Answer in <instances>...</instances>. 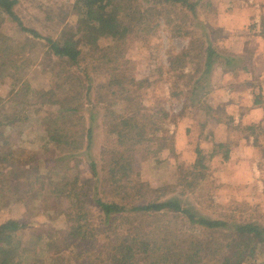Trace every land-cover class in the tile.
<instances>
[{
  "label": "rangeland",
  "instance_id": "374dc122",
  "mask_svg": "<svg viewBox=\"0 0 264 264\" xmlns=\"http://www.w3.org/2000/svg\"><path fill=\"white\" fill-rule=\"evenodd\" d=\"M17 1L13 16L0 9V227L7 220L26 224L15 234L10 251L18 264H33L32 250L40 255L39 260H34L36 264H110L111 244L127 233L131 219L126 221L122 215L106 222L98 212L95 199H115L114 186L108 179L113 159L119 155L123 163L129 164L126 173L129 179L148 184L147 199L177 197L184 206L212 219L264 225L261 122L252 124L260 136V142L255 145L259 148L257 154L261 155L256 157L262 175L259 182L253 181L254 185H238L229 177L231 172H227L224 160L234 140L219 147V143L209 138L202 139L203 130L207 129L203 119L209 114L206 94L213 83L219 82L218 75L211 72L213 67L209 74L203 73L202 51L207 40L220 52L224 50L218 11L211 7L210 0H188L190 4L196 3L194 9L185 4L122 0L124 18L128 16L124 11L127 6L138 11L133 16L131 32L118 45L121 57L118 49L103 56L101 49L114 43L108 33L93 32L100 48L95 51L87 42L89 36L82 38L81 33L75 34L82 57L70 71L79 79L71 82L69 89L55 88L59 93L63 88L70 94L77 92L79 97L77 114L82 119L75 116L66 122L76 144L81 143L74 156L46 144L44 117L56 107L42 104L38 94L56 87L65 76L61 70L67 60L52 55L43 38L56 40L63 32L76 30L77 0ZM25 29L36 31L40 37H33ZM242 31L238 33L244 36L245 43L246 33ZM234 37L231 42L238 43ZM191 43L202 52L201 57L181 59L180 53L188 50ZM246 55L247 49L241 55L224 54L225 59L238 57L230 68L239 67ZM107 57L112 65L117 60L128 77L124 91L118 84H109L111 74L105 71ZM97 65L101 67L95 68ZM230 81L231 78L227 84L234 87L235 82ZM245 82L253 86L250 90L254 91V98L264 97L261 81L243 79L236 86L244 87ZM125 90L131 94L132 101H125ZM253 96L247 94L244 99L252 101ZM135 113L138 119L142 114L147 115V124L154 126L146 129L148 140L143 142H136L133 132L123 129L120 123ZM223 115L226 119L230 116ZM136 118L131 123L141 125ZM6 119L12 123L6 124ZM181 123L190 126L185 128L186 140L179 138V142L176 129ZM247 125L234 133L248 132ZM87 128L91 129L90 142L86 138ZM209 132L214 134L213 130ZM8 151L12 152L11 156L6 155ZM64 154L67 157L61 160ZM198 157H202L204 168L197 164ZM253 157L249 154L250 164L257 161ZM248 170L252 172L253 168ZM120 179L122 184L128 180ZM72 181L78 186L69 191ZM77 199L89 210V219L97 227L92 237L77 233V220L73 217ZM155 225L159 223L151 224ZM173 226L197 235L203 233L182 219ZM21 249H26L27 255ZM135 263L146 264L141 257ZM243 264H264V244Z\"/></svg>",
  "mask_w": 264,
  "mask_h": 264
},
{
  "label": "trees",
  "instance_id": "16d2710c",
  "mask_svg": "<svg viewBox=\"0 0 264 264\" xmlns=\"http://www.w3.org/2000/svg\"><path fill=\"white\" fill-rule=\"evenodd\" d=\"M151 1L155 3L185 4L189 5L188 7L191 9H194L196 4H190L188 0ZM17 2V0H0V9L13 16V7ZM122 6V0H77L79 21L76 30L72 33L63 32L56 40L51 37L43 38L52 55L65 58L68 62L64 64L65 67L61 70V73H65L63 80L57 83L56 87L38 94L42 104L49 103L56 107L54 112L44 117L46 144L52 145L53 149H59L63 153L74 156L81 145V143L76 144L77 141L74 139L70 126L66 123L75 116L82 119L77 114L80 110L78 94L77 92L70 94L66 88H63V92L60 93L55 90V88L61 86H67L69 89L71 82L79 79V76L70 71L73 66L79 64L82 57V51L78 48L75 34L81 33L82 38L89 36L87 42L93 45L95 51L96 49L100 50V48L96 45L93 32H106L111 36L114 43L101 49V52L104 53L103 56H106L107 52L112 49H118V56L121 57V47L118 48V45L131 32L134 26L132 21L135 19L133 16L138 11L127 6L124 11H127L128 16L124 18L121 15ZM25 31L33 37H40L34 30L25 29ZM202 52H204L203 73L209 74L219 55L208 40ZM202 52L197 50L196 46H192L191 43L188 50L181 52L180 56L181 59L190 56V59L200 58ZM98 67L101 66L97 65L95 68ZM105 71L111 74L109 84H118L124 91L128 77L125 76L120 63L115 60V64L112 65L111 59L107 57ZM125 93H127L126 96L124 95L125 101H132L129 91L125 90ZM136 115L137 113L131 114L123 118L120 123L123 125V129H128L131 134L133 132L136 142H143L148 140L146 129L154 126L147 124V115L142 114L139 119L136 118ZM133 117L139 122L141 121V125L131 123ZM10 123H12V120L6 119V124ZM113 128L115 129V127ZM82 129L84 128L82 127ZM86 138L90 142V128L86 129ZM218 146L222 147L223 144L219 143ZM51 153L53 152L51 151ZM6 155L11 156L12 152L8 151ZM66 157V154H64L61 156V160ZM123 162L122 156L119 155L117 159H113L109 171L110 179L108 181L114 186L112 190L115 193L113 196L115 199H95L98 212L102 214L106 222L113 217L116 219L122 215L126 221L131 219L127 233L117 237L111 244L108 257L110 264H136L135 262L139 257L144 259L146 264H243L255 256L259 245L264 244V225L256 222L229 223L221 219H212L196 213L190 207L184 206L177 197L163 200L147 199L145 195L150 192L148 184L140 180H130L126 175L129 164ZM197 162L200 167L204 168L202 157H198ZM91 166L94 169L95 163L92 162ZM123 177L128 180L122 184L120 178ZM71 185L69 191L77 189L76 181H72ZM75 196L78 197L77 193H75ZM135 198H137L136 201H134ZM80 201V199H77L78 203L73 209V217L77 220L76 230L82 236L92 237L94 236L93 231H96L97 227L89 219V210ZM180 219L203 233L197 235L177 230V227L173 224ZM153 222H157L159 225L152 227ZM25 227L24 222L21 223L15 220H7L0 227V264H18L17 259L13 257L10 251L15 234ZM21 251L24 255H27L26 249H21ZM32 251L34 252L32 256L33 264H36L34 260H39L40 255L35 253V250Z\"/></svg>",
  "mask_w": 264,
  "mask_h": 264
},
{
  "label": "crops",
  "instance_id": "0c3cea01",
  "mask_svg": "<svg viewBox=\"0 0 264 264\" xmlns=\"http://www.w3.org/2000/svg\"><path fill=\"white\" fill-rule=\"evenodd\" d=\"M209 2L211 7L218 11V26L222 32L221 36H223L222 42H220L224 50L220 52L219 48H215L211 41V45L219 55L211 72L214 76L215 74L218 75L219 82L218 84L213 83L206 94L209 114L206 115V119L205 117L203 119V122H206L204 127L207 129L203 130L202 139L206 141L209 138L215 143L234 140L232 146L229 147L228 156L224 160L227 172H231L229 177L238 185H254L253 181L259 182L258 178L261 177L260 179H262V175H260L256 157L257 155L261 158V155H258L259 148L255 145V143L260 142L258 141L260 136L252 124L257 123L258 125L261 122V126L264 128V97L258 98L256 96L257 98H254V91L250 90L253 86L249 82H245L244 87L236 85L239 80L245 79L246 81L259 80L264 86V0H210ZM241 29L244 30L242 32L246 33L245 43L242 41L244 36L238 33L241 32ZM233 35H235L234 38L238 40V43L231 42ZM246 49L248 55L241 60L239 67L232 66L230 68L231 63L236 61L238 57L233 56L235 59L228 60L225 59L224 54L241 55L245 53ZM229 78L232 80L230 82H235L234 87L233 85L229 87L227 84ZM239 84L241 83L239 82ZM247 94L253 96L252 101L244 99ZM223 114L230 116L226 119ZM246 124L249 125L245 127L247 130L249 129L248 132L242 135L234 133L236 129H244L243 125ZM188 126L190 125L187 123H181L177 127V141L186 136L185 128ZM209 130H213L214 134L210 133ZM198 135H200V131ZM186 138L184 137L185 140ZM184 139L182 142H185ZM249 154L254 155L253 160L256 159L257 161L250 164ZM248 168H253L252 172Z\"/></svg>",
  "mask_w": 264,
  "mask_h": 264
}]
</instances>
